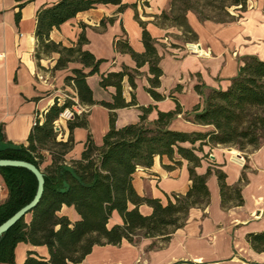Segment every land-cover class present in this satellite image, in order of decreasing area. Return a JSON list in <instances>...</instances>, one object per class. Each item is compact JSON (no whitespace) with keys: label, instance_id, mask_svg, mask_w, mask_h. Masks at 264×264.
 I'll return each instance as SVG.
<instances>
[{"label":"crops","instance_id":"obj_1","mask_svg":"<svg viewBox=\"0 0 264 264\" xmlns=\"http://www.w3.org/2000/svg\"><path fill=\"white\" fill-rule=\"evenodd\" d=\"M57 2L59 0H0V128L3 137L0 149L27 146L36 117L44 118L56 101L62 105L67 98L64 92L71 90L72 107L86 108L89 123L88 129L76 128L72 132L75 146L66 156L67 162H71L81 158L89 134L97 146L103 144V138L110 130V111L101 105L82 106L75 90L65 85V78L72 75L73 69H82L81 64L70 63L66 69L52 71L58 56L47 61L41 59L44 69L38 67L35 58L37 14L44 6ZM121 4L128 7L120 11V5L107 4L81 12L59 29L55 28L50 39L69 47L85 35L88 42L83 50L104 60L100 74L87 78V83L95 101L112 102L116 89L102 88L100 75L120 72L124 66L136 68V62L129 54L115 50L114 42L126 38L137 53L145 52L138 16L157 42L161 57L159 66L163 71L158 92L166 98L155 101L146 91L152 75L149 65H144L135 81L137 105L116 110V128L138 123L141 108L152 107L148 121L153 122L159 112L174 111L177 101L183 113L171 123V129L189 133L210 131L211 127L195 124L187 113H192L196 107L202 109L212 90H227L247 57L255 56L264 61V0H248L245 11H241L240 6H232L229 12L236 20L230 23L201 21L194 12H188L187 22L198 37L196 42H185L182 31L176 27L156 24V17L170 9L171 0H121ZM17 14L21 16L19 22ZM190 43H199L210 55L188 54L186 45ZM123 87V95L130 102L132 88L127 78ZM70 135L68 122H63L59 140L66 142ZM185 146L192 147L191 144ZM195 147L199 148L200 143ZM201 148L202 151L197 152L200 158L213 154L196 168L199 175L212 170L207 180L210 203L206 208H192L185 225L172 233L166 243L156 238L143 239L138 245L124 240L119 246H95L79 264H264V252L253 250L247 240L248 235L264 231V146L247 153L245 165L235 157L240 151L234 148L210 144ZM46 155L42 170L52 164L51 157ZM171 164L167 157H156L151 168H139L133 179L136 192L141 197L160 199L164 204L173 194H186L192 185L190 163L182 160L174 169L163 167ZM216 170L226 175L228 186L241 188L243 205L232 202L227 208L222 207ZM8 196V188L0 174V206ZM139 211L143 215L152 213L147 205L140 206ZM61 215L68 216L72 222L79 218L72 207L64 206ZM115 225H123V219L116 211L108 227ZM154 243L158 247L152 249ZM29 252L49 258L47 247L19 243L15 248L16 264H23Z\"/></svg>","mask_w":264,"mask_h":264},{"label":"trees","instance_id":"obj_2","mask_svg":"<svg viewBox=\"0 0 264 264\" xmlns=\"http://www.w3.org/2000/svg\"><path fill=\"white\" fill-rule=\"evenodd\" d=\"M248 0H171L169 10L156 17L158 26H172L182 31L185 42H196L198 37L187 22L188 12H194L201 21L230 23L236 20L229 9L240 6L247 8ZM120 5L123 11L128 6L121 0H59L44 6L37 14V49L35 58L40 67L44 54L57 53L59 58L53 71L63 70L70 63H79L82 69H73L72 75L65 78V85L72 87L82 106L101 105L110 111V130L97 146L88 135L85 149L79 160L67 162L66 156L75 146L72 132L76 128H89L86 112L75 115L68 121L70 137L65 142L59 140L54 124L65 109L73 102L62 105L56 101L45 113L37 116L28 137V144L8 146L0 149V160H20L34 164L45 175V191L39 205L25 218L14 225L0 240V264H16L15 248L19 243L45 246L49 258L33 252L23 264H79L92 252L95 246H119L126 240L138 245L143 239H156L166 243L177 229L182 228L192 208H206L210 203L207 174L199 175L196 168L201 165L204 155L197 154L202 146H235L240 150L246 145L257 147L264 131V61L255 56L247 57L238 75L232 79L227 90H212L205 98L204 107H196L192 113L195 124L209 126L206 133L183 132L170 128L171 123L183 113L180 104L174 111L159 112L158 118L148 121L150 108H141L142 115L136 124L116 128V110L137 105L136 79L141 75L139 69L148 64L150 68V87L146 91L155 101L166 98L158 92L161 87L163 71L159 64L161 57L156 48V40L146 29V24L138 16L143 28L142 41L144 53H137L126 38L114 42L115 50L129 54L136 62V68L124 66L120 72L100 75V85L116 89L112 102L95 101L87 78L100 74L104 60H98L91 52L83 50L88 40L81 35L72 46H64L50 39L51 32L75 18L79 13L97 8L99 5ZM21 16L17 14V22ZM88 69V72L85 70ZM132 88L131 101L123 95L125 79ZM173 97V96H171ZM0 140L2 128H0ZM200 143V147L195 145ZM185 144H191L187 147ZM259 148V147H258ZM257 148V149H258ZM49 154L52 164L42 170ZM156 157H167L171 165H163L171 170L181 165L182 160L190 163L192 185L186 194H173L164 204L160 199L141 197L133 186L134 175L139 168H151ZM9 191L8 199L0 206V225L17 211L30 203L37 191L36 177L28 170L17 167L0 168ZM222 196V207L229 203L243 205L240 187H230L226 175L216 170ZM134 206L130 208V206ZM147 205L152 209L150 215H143L139 207ZM75 209L79 218L72 222L61 215L63 207ZM118 212L123 225L108 227L113 212ZM27 218L30 219L27 222ZM253 250L264 252V231L247 237ZM158 247L154 243L151 248Z\"/></svg>","mask_w":264,"mask_h":264},{"label":"water","instance_id":"obj_3","mask_svg":"<svg viewBox=\"0 0 264 264\" xmlns=\"http://www.w3.org/2000/svg\"><path fill=\"white\" fill-rule=\"evenodd\" d=\"M6 167H17L30 171L36 177L38 186L33 200L0 225V240L3 238L4 234H6L14 225L25 218L39 205L44 195L46 183L44 173L32 163L20 160L1 159L0 168Z\"/></svg>","mask_w":264,"mask_h":264},{"label":"built area","instance_id":"obj_4","mask_svg":"<svg viewBox=\"0 0 264 264\" xmlns=\"http://www.w3.org/2000/svg\"><path fill=\"white\" fill-rule=\"evenodd\" d=\"M187 53L196 55L198 57H207L210 55L208 50H205L202 48V46L199 43H190L186 45ZM72 99V98H71ZM74 100V99H72ZM78 106V103L75 104ZM88 110L84 107L78 106V109L74 107L67 108L65 111L60 114L59 119L54 124L55 132L58 133L59 137L62 136L63 132V122H68L70 120H73L76 114H82L87 112ZM213 154H209V159H211ZM235 157L242 162L244 165L246 164V154L242 152H236Z\"/></svg>","mask_w":264,"mask_h":264},{"label":"rangeland","instance_id":"obj_5","mask_svg":"<svg viewBox=\"0 0 264 264\" xmlns=\"http://www.w3.org/2000/svg\"><path fill=\"white\" fill-rule=\"evenodd\" d=\"M58 56H59V54H57V53H49V54H44L42 56V59L44 61H47L48 59H51L52 57H58ZM39 69L40 70H43L44 69L41 66V61H40V67H39ZM64 94H66V96H67V98H66L67 101L73 102L72 99H71V98H73V92L71 90H68L67 92H64ZM261 146H264V131H263L262 139H260L259 145L257 147L252 146V145H246L245 146V149H243V150H240L238 147H235V146H227V147L234 148V149L239 150L240 152H242L244 154H247V153H250V152L256 150L258 147H261Z\"/></svg>","mask_w":264,"mask_h":264}]
</instances>
